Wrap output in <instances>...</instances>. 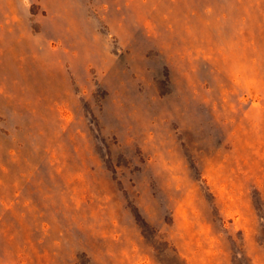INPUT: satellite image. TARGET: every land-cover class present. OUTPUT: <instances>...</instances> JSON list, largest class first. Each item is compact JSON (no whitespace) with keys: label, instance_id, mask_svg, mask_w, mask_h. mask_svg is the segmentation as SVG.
Segmentation results:
<instances>
[{"label":"rangeland","instance_id":"obj_1","mask_svg":"<svg viewBox=\"0 0 264 264\" xmlns=\"http://www.w3.org/2000/svg\"><path fill=\"white\" fill-rule=\"evenodd\" d=\"M0 264H264V0H0Z\"/></svg>","mask_w":264,"mask_h":264}]
</instances>
